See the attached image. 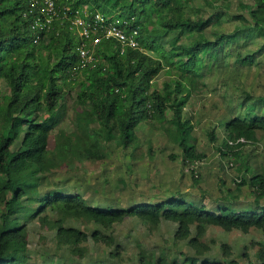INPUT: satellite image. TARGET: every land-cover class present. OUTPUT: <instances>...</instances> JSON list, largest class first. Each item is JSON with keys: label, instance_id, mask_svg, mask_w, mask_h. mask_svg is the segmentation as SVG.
Masks as SVG:
<instances>
[{"label": "trees", "instance_id": "1", "mask_svg": "<svg viewBox=\"0 0 264 264\" xmlns=\"http://www.w3.org/2000/svg\"><path fill=\"white\" fill-rule=\"evenodd\" d=\"M192 1L54 0L50 21L40 27L36 19L46 21L42 2L0 0V83L5 84L0 88V200L5 208L0 213V264H32L26 225L9 224L19 218L14 216L16 213L36 217L40 224L55 229L57 245L67 247L73 254L84 253L78 245L87 240L88 233L66 226L64 218L94 222L109 229L130 216L154 225L179 216L174 236L186 238L193 234L188 244L197 254L210 249V244L201 240L210 225L243 232L255 228L264 235V206L260 202L264 198V170L246 175L247 155L240 152L243 145L257 139L258 130H264V114L257 113L226 119L222 125L224 137L217 147L220 156L230 164H244V175L236 183L251 187V208L223 204L206 209L203 204L187 200L181 191L158 202L98 206L87 203L79 193L55 188L43 198L34 199L35 204L44 203L33 215L27 208L23 211L25 205L15 206L34 184L27 175H39L46 164L55 168L70 165L76 159H104L110 154L111 144L123 149L130 147L134 152L139 146L137 130L143 121L158 122L156 126L169 122L167 133L180 147L184 161L192 163L204 158L205 153L198 151L188 138L193 125L184 117L183 108L197 82L204 78V68L217 58L221 46L236 37L235 31L217 33L213 39L206 37L205 28L217 20V15L204 16ZM254 1L245 14L236 13L232 18L264 35V0ZM85 4L88 10L104 15L115 8L116 17L128 20L127 27H138L140 48L125 47L121 51L115 39L102 40L94 46L88 42L92 58L82 63V38L71 20L74 10ZM249 30L244 35H249ZM41 36L44 37L39 39ZM235 59L252 64L254 53L237 54ZM161 71L172 77L164 80L160 88L153 87L152 82ZM73 90L70 129L56 127L62 119L64 99ZM251 99L246 108L251 106ZM207 135L211 142L215 141L213 129ZM51 136L53 145L49 148ZM49 151L51 162L47 157ZM21 176L23 180L15 184V178ZM55 211L62 216H50ZM91 237L107 246L113 242L111 235L98 230ZM222 250L224 256L229 254L226 243ZM259 256L264 264V252L260 250ZM137 259L146 264L141 250ZM184 260L188 264H223L217 258L197 256H185L182 263H169L160 257L152 264H186Z\"/></svg>", "mask_w": 264, "mask_h": 264}, {"label": "rangeland", "instance_id": "2", "mask_svg": "<svg viewBox=\"0 0 264 264\" xmlns=\"http://www.w3.org/2000/svg\"><path fill=\"white\" fill-rule=\"evenodd\" d=\"M254 2L192 1L202 9L204 16L209 13L217 15V20L205 28L206 37L213 39L217 33L234 31L236 37L224 47L221 46L217 58L204 68V78L197 82L183 108L184 117L189 118L193 125L188 138L198 151L205 153L202 160L191 163L182 159L180 147L167 133L169 122L156 126L158 122L143 121L137 130L139 146L134 152L130 147L123 149L111 144L110 154L104 159H76L70 165L55 168L46 164L39 175H27L33 179L34 184H30L33 186L21 195L15 206L23 204V211L27 208L33 215L38 206L44 203L35 204L34 199L43 198L48 190L55 188L79 193L87 203L98 206L127 207L141 201L158 202L181 191L187 200L203 204L206 209H216L223 204L251 208L254 200L251 187L236 183L244 175V164H230L227 158L220 156L217 147L224 137L222 125L226 119L234 115L245 116L246 113L264 114V35L249 30L239 20L232 18L236 13L245 14ZM117 13L115 8H110L108 15ZM247 30V33H251L244 35ZM161 40L164 42L165 36ZM251 52L254 53L252 64H242L235 59L237 54ZM171 77L161 71L154 78L152 86L160 88L162 82ZM4 85L1 82L0 88ZM74 93L73 90L66 95L62 119L56 127L70 129L68 118L72 114ZM250 97L251 106L246 108ZM170 115L168 110L167 117ZM211 129L216 134L213 142L207 135ZM256 138L254 142H248L240 148V152L247 155L249 171L246 175L264 170V130H258ZM52 145L51 136L49 148ZM47 157L51 162L50 151ZM23 178H15L14 183H19ZM260 202L264 206V198ZM1 203L0 200V213L5 210ZM14 216L19 218L15 222L10 221L11 226L26 225L28 254L32 264H140L137 259L140 250L144 253L146 264L156 263L160 257L169 263H182L185 256L217 258L223 264L263 263L259 251L264 252V235L255 228L243 232L238 229L225 230L215 225L207 226L201 240L210 244V249L197 254L188 244L193 234L186 238L174 236L179 216L173 220L162 219L157 225L145 224L139 218L130 216L109 229L94 222L64 218L66 226H75L88 233L87 240L78 245L84 253L73 254L67 247L57 245L55 229L40 224L36 217L28 218L21 213ZM50 216L60 217L62 213L55 211ZM95 230L111 235V245L94 240L91 233ZM223 243L229 246L227 256L222 253ZM111 252L119 254L112 256ZM184 263L188 264L187 261Z\"/></svg>", "mask_w": 264, "mask_h": 264}, {"label": "built area", "instance_id": "3", "mask_svg": "<svg viewBox=\"0 0 264 264\" xmlns=\"http://www.w3.org/2000/svg\"><path fill=\"white\" fill-rule=\"evenodd\" d=\"M41 1V10L46 15V21L36 19V24L40 27L50 21L52 13L54 12V0H34V2ZM66 6L65 9H67ZM72 27H74L82 38L79 46V53L82 58V63L92 58L90 53V46L96 45L102 40L115 39L120 46L121 51L125 47L140 48L137 36L138 27L129 26L128 20H120L115 15H104L99 11L88 10V4L78 7L74 10V16L71 20ZM126 25V26H125Z\"/></svg>", "mask_w": 264, "mask_h": 264}, {"label": "clouds", "instance_id": "4", "mask_svg": "<svg viewBox=\"0 0 264 264\" xmlns=\"http://www.w3.org/2000/svg\"><path fill=\"white\" fill-rule=\"evenodd\" d=\"M41 2V1H40Z\"/></svg>", "mask_w": 264, "mask_h": 264}]
</instances>
